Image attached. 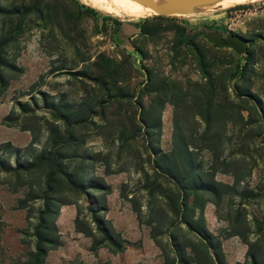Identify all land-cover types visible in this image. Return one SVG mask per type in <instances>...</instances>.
<instances>
[{
    "label": "rangeland",
    "instance_id": "rangeland-1",
    "mask_svg": "<svg viewBox=\"0 0 264 264\" xmlns=\"http://www.w3.org/2000/svg\"><path fill=\"white\" fill-rule=\"evenodd\" d=\"M245 5L225 11L201 7L174 17H143L144 11L125 17L124 7L115 0H0V7L17 8L18 12L0 14V35L8 38L6 55L17 68L5 71L9 82L0 94V147L8 143L18 148L25 159L29 158L27 154L40 153L49 145L42 124L52 119L39 93H45L49 102L60 100L72 116L81 114L86 118L89 106L95 112V116L74 128L77 145L70 143L65 148L63 162L65 170L75 173L84 183L96 180L107 189H88L86 195L59 193L69 204L60 206L53 218L60 245L47 251L45 264L160 262L159 249L149 238L144 220L149 209L166 208V202L157 193L153 199L147 197L143 186H171L150 171L151 147L168 153L175 124L188 136L190 131L203 129L201 120L194 115L199 112L196 89L202 83L199 56L214 65V79L222 80L231 75L235 65L242 64L246 53H251L250 79L241 86L248 88L263 106L261 114L255 113L249 100L243 104L251 111L248 116L242 113L246 124L242 130L231 122L215 123L221 136L217 160L204 149L194 153V164L199 169H210L208 174H213L214 181L234 187L239 194H227L219 200L202 195V214L205 228L220 241L224 264L244 261L246 245L238 237L226 235L236 220L235 212L242 210L249 242L264 231V225L256 223L264 219V126L260 121L261 116L264 119V0ZM25 6L31 11L23 14ZM228 34L245 41L246 47L235 51L218 45L225 42ZM144 68L152 72L156 81L167 84L168 102L159 113L154 95H141L145 107L151 101L150 109L158 113L160 122L159 130L149 138L141 134L142 129L133 137V127L128 122L138 113L132 101L140 93ZM93 78L100 79L103 86ZM106 89L112 95L124 92L131 102L97 105L99 99L109 102ZM228 93L232 98L231 89ZM31 99L37 103L35 115L41 126L33 145L30 133L21 129L29 121L22 119L15 105V100L31 103ZM55 124L63 131L61 122ZM0 156L14 166L15 156L8 155V150H2ZM45 173L46 167L19 173L0 168V264L28 263L33 250L32 227L42 202L25 200L27 195L41 194ZM23 199L27 209L19 208V200ZM133 206L139 207L140 221ZM90 209L122 242V252H113L108 243L90 251V238L74 231L76 216L94 230ZM94 235L100 237L96 231ZM186 235L193 241L192 235ZM159 240L166 244V234Z\"/></svg>",
    "mask_w": 264,
    "mask_h": 264
},
{
    "label": "trees",
    "instance_id": "trees-1",
    "mask_svg": "<svg viewBox=\"0 0 264 264\" xmlns=\"http://www.w3.org/2000/svg\"><path fill=\"white\" fill-rule=\"evenodd\" d=\"M246 5L235 6L233 9H240ZM21 13L26 14L31 11L27 6L21 9ZM0 14L14 15L18 14L17 8L5 10L0 7ZM139 32L142 33L141 28ZM8 38L0 35V94L8 86L9 78L6 77L5 71H17L16 66L7 57V40ZM251 53H246L241 65H235L230 76L221 79H214V65L204 62L203 57L199 56L198 67L201 72V84L196 89V100L199 112L194 115L198 117L203 129L190 131L189 136L177 124L174 125L172 131V149L168 153H163L160 150L151 147L149 155L152 157L151 167L149 168L154 175L162 178L171 188H163L161 184H154L149 187L143 186L147 197L153 199L159 194L166 202V208H151L144 220L145 225L149 228V238L153 240L160 252V262L158 264H224L223 253L220 246V241L215 238L206 228L202 214L204 205L202 195H211L219 200L227 194H237L232 186L222 184L213 180L212 175L208 174L210 169L202 171L194 164V156L198 149H204L211 153L212 158L217 160L218 149L221 144V136L218 130L215 129V123L231 122L233 125H238L242 130L245 122L243 112L249 115L251 111L243 104L249 103L254 108L256 114H261L263 106L252 97L248 88L242 87V83H248L252 70ZM144 81L140 88V93L132 104L137 106L138 113L128 119V122L133 127V137L141 133L143 136H150L154 131L160 128L158 113L167 100V84L165 81H156L154 75L147 68L143 69ZM93 82L101 85L102 82L98 78H93ZM227 82L229 86L227 85ZM218 87V88H217ZM228 89L232 91V98L228 93ZM106 91V97L109 102L100 101L97 105H110L112 103H120L121 101H129L130 98L124 92H116L112 95L109 90ZM215 92V93H214ZM154 95L157 103L158 113H155L149 107H145L141 102V95ZM217 94V95H216ZM222 94V97H218ZM45 110L49 112L52 121H43V128L48 134L49 145L40 153L27 154L29 158L20 157L21 153L18 148L11 146L8 143L0 147L2 150H8V155H14V166L11 167L0 156V168L4 172H30L33 170L46 167L43 190L40 195H27L25 201L40 200L42 208L37 212L36 222L32 227L31 236L33 238V250L29 254L27 264H45L44 259L47 251L58 247L59 234L54 224L53 218L57 215L58 208L62 205H67L64 198L59 196L61 192L73 194H87L88 189L105 190L107 189L102 183L91 180L88 184L84 183L75 173L68 172L64 168L65 148L70 143L77 145V138L74 135V128L84 124L90 117L95 116L94 108L89 106L86 118L77 115L72 116L66 111V106L61 104L60 100L48 101L45 93H39ZM131 104V103H130ZM15 105L23 115V120L29 121L21 125V129L28 131L31 135V144L37 140V134L41 126L39 119L35 115L37 103L31 99V103L19 102L15 100ZM15 112H11L13 115ZM194 116V117H195ZM260 117V116H259ZM8 117L5 118V120ZM16 121V119H13ZM30 120H32L30 122ZM61 122L63 131L55 124ZM260 121L264 126V119L260 117ZM150 145H152L150 143ZM20 159V160H19ZM143 171V168H142ZM144 178H147V173L144 172ZM241 196L245 195L240 193ZM246 197V196H244ZM191 198V204L188 202ZM24 199L19 200V208L27 209ZM137 206V205H134ZM133 206V212L138 221L141 219L139 207ZM91 214V223L94 225L92 230L84 221L79 220L78 216L74 218V231L81 233L83 236L90 238V251H96L104 243H108L113 252H122L124 246L122 242L116 240L106 229L104 221L100 219L93 209L89 210ZM236 220L227 230V236H236L246 245L245 258L243 262L236 264H264V231L262 235L255 241L249 242L245 231L248 230L245 220H242V210L235 212ZM257 225L262 223L256 222ZM97 232L100 237H96L94 232ZM166 234L167 243L162 244L159 237ZM186 234L193 236V241L187 238Z\"/></svg>",
    "mask_w": 264,
    "mask_h": 264
},
{
    "label": "water",
    "instance_id": "water-1",
    "mask_svg": "<svg viewBox=\"0 0 264 264\" xmlns=\"http://www.w3.org/2000/svg\"><path fill=\"white\" fill-rule=\"evenodd\" d=\"M143 7L147 8L153 16L157 17H174L187 15L197 8L210 5L218 0H136ZM219 38L221 34L216 33ZM218 45L230 47L235 51H240L246 47V42L239 39V37L228 34L225 42Z\"/></svg>",
    "mask_w": 264,
    "mask_h": 264
},
{
    "label": "bare ground",
    "instance_id": "bare-ground-1",
    "mask_svg": "<svg viewBox=\"0 0 264 264\" xmlns=\"http://www.w3.org/2000/svg\"><path fill=\"white\" fill-rule=\"evenodd\" d=\"M106 1L110 2L111 0H106ZM258 1H261V0H218V1H216L210 5L202 6V7L216 8V9L224 10L227 8H232L235 6H240V5H245V4H251L254 2H258ZM115 2L118 3L120 6L124 7L123 13H124L125 17H131V15H136L137 13H140L143 11L146 12V15H143V17H152L151 15H149L152 13L147 8L143 7L136 0H115ZM153 2H158V1L153 0ZM195 10H197V9H195Z\"/></svg>",
    "mask_w": 264,
    "mask_h": 264
}]
</instances>
